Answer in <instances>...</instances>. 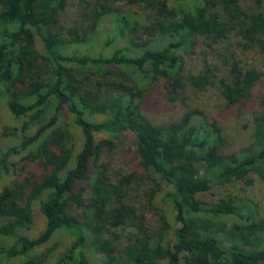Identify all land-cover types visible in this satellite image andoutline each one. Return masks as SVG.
I'll list each match as a JSON object with an SVG mask.
<instances>
[{
    "label": "trees",
    "instance_id": "obj_1",
    "mask_svg": "<svg viewBox=\"0 0 264 264\" xmlns=\"http://www.w3.org/2000/svg\"><path fill=\"white\" fill-rule=\"evenodd\" d=\"M67 1L0 0V95L21 123L0 134L1 141L19 140L0 146V179L27 150L26 159L38 161L42 171L0 191V254L28 259L63 231L67 246L48 248L53 264H264V217L256 207L247 213L232 196L210 205L198 198L213 183L250 184L252 173L264 179V112L256 117V140L238 157L222 151L218 119L191 109L178 122L158 125L131 99L162 77L179 96L186 84L206 90L218 79L226 108L246 111L258 98L263 73L242 65L236 49L264 52V0H254V12L244 7L246 0H82L89 30L65 39L61 12ZM131 5L152 11L150 23L126 13ZM107 19L111 27L98 40ZM201 40L210 46L230 42L222 53L227 72L218 77L205 60L203 69L183 79L179 52ZM109 68L117 78L94 77ZM259 96L264 108V91ZM69 126L80 134L78 147L69 144ZM126 132L143 146L142 164L158 186L151 199L170 186L164 200L172 215L162 216L159 229L126 201L129 178L113 182L99 162L102 145ZM37 202L45 225L31 236ZM70 202L84 209L83 217L68 212ZM120 223L121 233L113 229Z\"/></svg>",
    "mask_w": 264,
    "mask_h": 264
},
{
    "label": "rangeland",
    "instance_id": "obj_2",
    "mask_svg": "<svg viewBox=\"0 0 264 264\" xmlns=\"http://www.w3.org/2000/svg\"><path fill=\"white\" fill-rule=\"evenodd\" d=\"M88 1L94 2L95 0ZM176 1L168 0V4L179 3ZM86 7V4L82 0L67 1L65 9L61 12L62 36L65 39L74 38L78 32L83 34L89 28V7ZM244 7L251 12L259 11V5L254 0H246ZM125 9L126 13H131L135 19L140 20L143 24L150 23L148 17H150L152 11L145 10L137 5H131ZM110 27L111 20L109 19L101 23L100 38L98 40L103 41L105 39V31L109 30ZM234 37L231 42H233L232 46L235 48V41H238L239 38L235 35ZM227 45L229 46L230 42L210 46L208 42L201 40L193 47H184L179 52L183 56L185 67L182 71V78L184 79L186 75L199 72L203 69L205 60L208 64L212 65L218 77L224 75L228 67L223 60L222 53L223 48ZM106 51L109 52L111 50L108 49ZM236 51L242 60V65L256 67L263 73L262 81L259 85L260 89L257 91L258 98L247 107L246 111H239L236 107L231 109L226 108V100L220 92L218 79H216L217 81L214 85L208 87L206 90H197L191 85L186 84L183 95L179 96L167 89L169 80L166 77H162L143 94V97L131 98L130 96H126V99L131 98L135 102H141L145 115L150 121L158 125H168L178 122L188 110L198 109L207 114L211 118L210 120L214 118L219 120L226 140V146L222 148V151L238 157L243 156L245 150L256 140V117L258 114L264 112L261 96H259L264 91V52L258 46L252 49L238 48ZM101 74H106L110 79L117 78L114 70L110 68L98 71L94 77L100 78ZM6 101L7 98L5 99V96L2 97L0 95V134L4 132L6 127L13 130L18 126L21 129V123L15 119L5 104ZM99 117L97 116V119ZM69 127L72 133L69 144H74L78 147L80 145V134L73 126ZM13 138L5 137L4 141L0 140V146L2 143L8 146L14 143L17 144L19 140H14ZM104 138H107V135L99 136L100 140ZM143 151V146L137 141L134 134L126 132L119 138L102 145L99 162L107 165V174L113 182L120 183L125 176L129 178L130 182L126 187L128 192L126 201L136 207L140 214L144 215L146 222L152 229H159L162 225V216L166 214L170 218L172 215L171 204L164 200L165 192L167 193L170 186L164 184L165 189L155 192L151 199V195H153L158 186L151 179L152 177L142 164ZM27 152L28 150L23 151L14 158L16 166L10 175H4L0 179V191L9 186L14 180L21 178L24 174L35 173L38 176L42 174V171L39 170L38 161L32 162L30 159H26ZM251 177L253 178V182L250 184L239 179L224 185L213 183L210 189L200 193L198 198L210 205L232 196L238 199L239 210L250 213L256 207L257 214L264 217V179L254 173L251 174ZM38 206L39 203L37 202L34 210L36 223L34 229L31 231V236H37L44 229L45 225V217ZM68 212L80 218L85 213L82 207H78L72 202L68 206ZM113 229L121 233L123 231V224L120 223L117 227H113ZM129 229L130 227H128ZM55 242L59 243V250L65 248L68 244V235L63 231H59L53 240L30 252L28 259L0 254V264H53V256L51 253L49 254L48 248L52 247ZM88 255L93 257L95 254L88 252ZM96 255L101 258V254ZM167 263V260L161 262V264Z\"/></svg>",
    "mask_w": 264,
    "mask_h": 264
}]
</instances>
